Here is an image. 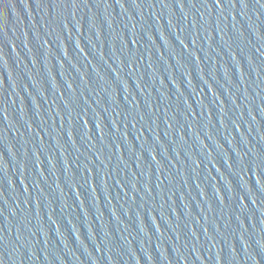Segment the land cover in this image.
Listing matches in <instances>:
<instances>
[{"label": "water", "instance_id": "water-1", "mask_svg": "<svg viewBox=\"0 0 264 264\" xmlns=\"http://www.w3.org/2000/svg\"><path fill=\"white\" fill-rule=\"evenodd\" d=\"M121 2L0 0V264H264V0Z\"/></svg>", "mask_w": 264, "mask_h": 264}, {"label": "snow or ice", "instance_id": "snow-or-ice-1", "mask_svg": "<svg viewBox=\"0 0 264 264\" xmlns=\"http://www.w3.org/2000/svg\"><path fill=\"white\" fill-rule=\"evenodd\" d=\"M133 4L136 5V0H132ZM161 4H163L165 7H168V5L164 2V0H160ZM191 2V0H190ZM203 3H205V6H207V0H202ZM211 2L213 4H215V6L217 8H221V0H211ZM226 3H232V0H225ZM117 3L120 5V7H123V3L121 2V0H117ZM257 3H261V0H257ZM77 0H72V4L71 5H76ZM176 4L178 7H181V9H183V0H176ZM240 5L241 7H246L247 6V0H240ZM139 6V5H137ZM232 6L235 7V4L232 3ZM262 7H264V4H261ZM181 43H183V41H181ZM259 183V181H258Z\"/></svg>", "mask_w": 264, "mask_h": 264}]
</instances>
